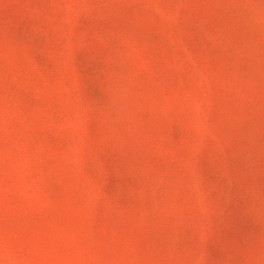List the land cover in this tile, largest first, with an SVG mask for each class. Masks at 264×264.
Returning <instances> with one entry per match:
<instances>
[{"label":"rangeland","instance_id":"374dc122","mask_svg":"<svg viewBox=\"0 0 264 264\" xmlns=\"http://www.w3.org/2000/svg\"><path fill=\"white\" fill-rule=\"evenodd\" d=\"M0 264H264V0H0Z\"/></svg>","mask_w":264,"mask_h":264}]
</instances>
